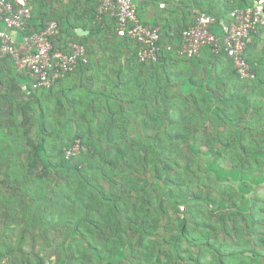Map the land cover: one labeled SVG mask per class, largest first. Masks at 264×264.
Returning <instances> with one entry per match:
<instances>
[{
	"label": "rangeland",
	"instance_id": "374dc122",
	"mask_svg": "<svg viewBox=\"0 0 264 264\" xmlns=\"http://www.w3.org/2000/svg\"><path fill=\"white\" fill-rule=\"evenodd\" d=\"M183 1L184 5H182L184 8H187L185 4L190 3L189 0ZM14 70L13 63H6L0 67V72L4 74L0 73V88H2V91L0 90V107H4L3 118L0 117V145L7 149L4 150L6 151L5 153L0 152V233H3L6 238L9 237V239H13L14 242H18L22 237V247L26 249V251L33 249L34 253L39 255L43 253V256H47L50 252L54 251L52 255H57L60 253L57 251V243L61 242L63 240V234L65 235L64 231L60 232L62 230H59V226L67 221L65 217H74V219L78 221L79 218H83L84 215L86 216V213H88L85 209L82 213L83 208L79 205V199H83L82 201H84L85 204L86 199H88L87 197H78V195L80 197L83 196L82 191H77L78 187H82L79 184L80 179L67 171L63 172L62 170L55 169L50 164V162L56 163L59 161L62 157L59 150H63L62 148L65 147V144H69L74 139L75 128L73 123L60 125L61 127L58 128L55 124L60 122V120L57 118L54 120L53 118L50 119L52 115L56 116L58 106H65L67 102L71 105L69 101L70 97L66 96L63 97V99L52 101L49 104L44 101L45 97L43 96V92L37 94L39 98L27 97V95L23 94L20 90V84H17V81H15ZM9 77L11 81L6 80ZM13 85H15L16 88H14L12 99L17 109L13 118L10 119L8 113L11 109V105L8 104V97L11 92L10 86L13 87ZM2 98L7 100H2ZM46 98H49V96L47 95ZM26 102H28L34 110H30L26 114H23L18 105H22ZM182 104L183 103L180 102L177 105L182 107ZM180 110L186 111V109ZM146 114L148 116L149 112H146ZM175 114L176 113H174L171 108L165 111L162 109L158 116H152V119L149 121L148 118L146 119L147 123L145 127L141 122V113L128 120L130 127L127 126V129L129 128L131 134L127 133V135L129 134V140L126 142V145H128L130 150L137 153L136 159H138L135 160L131 170L146 180L148 187L145 197L148 195L147 199H150L149 201H151L152 206L159 208L160 204H162L166 209V211L160 215L158 234L153 237L154 240L163 245L164 251L169 253L173 252V246L168 245L167 242L170 234H168L165 229H168V220H170L172 224L177 223L179 216L177 214V209L180 211V207H184V212H186L185 217H187L188 225L194 235L196 234L195 224L197 222L207 223L217 228V233L213 234L211 238L215 237L216 241L213 240V242L218 243L221 247L223 246V249L233 251L232 244L234 240H236L241 245L237 247V250H248V257L255 253L264 255V245L259 241V239L264 238V156H260L258 159H256L255 156H245L243 163L239 164L237 168H233L228 161L217 158L214 159L210 157L209 154L204 155L208 152V146L204 140H201L203 136L202 130L211 131V126L207 122L210 118L198 120L197 117L192 119V116H187L191 118L192 121L189 123L191 124L190 130L186 131L183 128L189 127V125H182L178 131V133H182L186 138L179 145L184 156L177 162L181 163V170L182 168L185 169V163L188 161L186 157L191 150L202 159L200 164L203 169L198 170V168L194 167L193 170L192 168L189 178L185 182L183 188L188 189V186H190L191 188L189 189H193V191L200 189L203 193V198L197 204L190 201L185 202L181 199L173 200L167 195V186L161 181H158L154 175L155 165H157L154 138L158 134L164 133L167 135V128L171 125V121L175 117ZM170 118L172 119L170 120ZM23 120H25V123H23ZM213 123L217 124L216 121ZM41 125L48 127L49 130H47V135L51 133V135H54L53 138L44 136L46 133H42ZM91 125V129L95 128L94 124ZM215 127L218 128L217 125ZM239 127L242 131L244 130V126L240 125ZM258 127L259 126H256V128ZM139 128H141V131L143 128H146L144 129V134L142 132L141 135L138 134L140 132ZM170 130L173 132L175 128H171ZM5 133H9L10 136L2 138V134L4 136ZM112 135H118L117 130L113 131ZM112 135L111 139H114ZM260 135L262 136L260 141L264 142V131H262ZM11 138H14V140L11 141ZM209 138L211 139V137ZM245 139H247V136ZM4 140H6V142ZM93 141L96 142L95 139H93ZM40 144L42 148H40L38 152L43 161H36L34 169H30V164L28 163L31 157L33 158L34 152L37 151L36 147ZM100 144L102 147L106 148V141H101ZM117 145H121L119 140ZM111 146L113 147V145ZM53 147H56V149L51 153L50 149ZM217 147L216 144L215 148ZM81 150L85 151L83 145L80 151L75 153V158L80 156ZM215 150L213 149V151ZM145 155L147 158H144ZM44 164L50 166V168L45 170L47 175L41 179L39 175L43 172ZM158 166L162 165L158 163ZM178 168L179 166H176V172L167 171V173L170 175H177L176 173H178L180 178L186 179L185 176L182 175V171L180 169L177 170ZM104 170L106 173L110 172L107 166H104ZM84 173L86 172H83V175H85ZM87 173L90 174L88 176L89 179L93 182L95 181L97 186H101L106 193L119 194L120 190L118 183L120 179L118 174L114 176L113 181H110L108 179H98L97 174L93 172ZM165 174L164 172L163 175ZM17 176L20 179L15 178ZM196 177H200V179ZM4 183L5 185H3ZM93 192L95 196V190H93ZM29 193H34L33 197L35 198L41 195L39 199H42L40 202L42 203V205H40V210L43 211L42 218L33 216L32 210L26 207L27 204L31 206L35 203V201L32 200L30 202L29 198H25ZM8 197L14 198L12 201L13 211L6 209L8 206L6 198ZM210 197L217 202H212ZM20 205L22 207H20ZM120 207H127L128 209L131 206L128 201L125 200ZM24 209L25 211L22 212ZM190 210L191 214H188ZM98 212L99 211L95 209L93 210V219L96 218V220H98L97 217L100 215ZM94 214H96V216H94ZM220 215L225 217V219L220 218ZM111 219L114 221H122L125 227H129L128 222L125 221L123 216L119 219L115 214H112ZM68 227L72 228L70 225H68ZM55 231H57V233H54ZM102 233L109 238L108 241L105 240L107 244L103 240L104 236L101 238V236L97 235L99 232L96 231L95 241L92 242L94 247L102 249L103 255L113 257L116 262H120L123 259L125 264L129 262L126 257L129 256L130 248L126 246L125 243V245L122 246L123 244L121 245V242L116 237H111L109 234L112 233H110L108 229L106 231L103 230V232L100 231V235ZM139 235L140 232L138 230H132L129 234L126 230L124 236L125 241H127L129 237L136 239ZM181 245L183 249L188 247L189 253L186 254L193 257L191 261L193 259V261H195L200 255V249L198 247L189 246L185 241ZM111 246L112 248H110ZM109 248L111 250H109ZM201 257V261L204 263H210L214 259L213 255L211 256L209 253ZM236 258H240V256ZM260 258L258 255L257 259H260L261 262L264 261L263 256H260ZM224 260L229 261L230 259L228 256H225Z\"/></svg>",
	"mask_w": 264,
	"mask_h": 264
},
{
	"label": "crops",
	"instance_id": "0c3cea01",
	"mask_svg": "<svg viewBox=\"0 0 264 264\" xmlns=\"http://www.w3.org/2000/svg\"><path fill=\"white\" fill-rule=\"evenodd\" d=\"M255 1L257 0H202V3L204 8L211 6L213 13H218L225 5L243 7ZM189 2V6H192V0ZM137 3L139 19L148 25L158 26L162 32L163 42L174 46L173 53L169 55L164 53V56H168L164 63L165 68L154 66L152 70L140 66L136 62L132 48L125 43L120 47L111 44V47L107 48L106 43L112 40L115 43L121 42L123 39L105 36L95 31L97 29L93 31L96 24L105 27L106 31L110 30L111 26L107 17H103L101 22L95 24L93 18L95 19L96 0H35L31 30L42 24L43 19L57 21L63 31L58 41L84 43L89 61L88 65L58 81L52 89L43 92L44 101L48 104L66 96L70 97L72 106L68 102L65 106H58L56 116L52 115L50 119L57 118L60 120L59 125L73 123L74 134L78 132L85 136L88 134L91 140L95 139L96 142L108 141L113 131L117 130L118 135H112L114 139L126 142L129 140L127 133H130L129 128L127 129V126L130 127L128 120L141 113V122L145 127L149 115L142 113L141 110L163 108L160 93L169 91L174 94L181 93L191 99H200L202 103L203 99L210 100L200 107L194 102H187L189 109L199 110L198 120L210 118L207 122L211 126V131L202 130L201 138L211 137L215 140L219 135L230 140L261 142L260 134L264 131V24L252 36V41L245 51L255 79L242 81L234 75L232 64L224 56L214 57L208 47L202 49L196 59L177 56L175 51L180 48L181 31L197 15L204 14L199 9H190L186 16L183 0H137ZM186 5L187 3L185 7ZM229 20V14L220 17L222 24L228 23ZM215 28L219 30L218 27ZM0 30H3L1 24ZM12 36L21 48V35L12 33ZM14 75L17 84H21L20 77L16 73ZM145 79L151 82L153 88L149 99L140 97L143 91L142 80ZM6 80L11 81L10 77ZM10 89V94L13 95L14 88L10 86ZM0 90L2 91V88ZM233 91L241 98L226 101V96ZM131 94H135V103L130 100ZM47 95L49 98H46ZM129 110L138 113L124 115ZM211 121H216L217 124ZM91 124L95 125L94 130L91 129ZM240 125L244 126L243 131ZM110 126H114L112 132L107 129ZM144 129L146 128L141 131L139 128L138 134L145 132ZM244 156L264 155L259 151H253L252 155ZM59 230L65 232L63 240L57 243V251L60 253L52 255L54 252L52 251L47 256H43V253L42 255L34 253L33 249L26 251L22 247V237L18 242H14L0 233V264H125L116 262L109 255L101 254L100 257L95 254V251L91 250L95 247H88L82 237L83 229L77 232L62 224ZM71 240L74 241L72 246L69 245ZM103 240L107 244L105 239Z\"/></svg>",
	"mask_w": 264,
	"mask_h": 264
},
{
	"label": "trees",
	"instance_id": "16d2710c",
	"mask_svg": "<svg viewBox=\"0 0 264 264\" xmlns=\"http://www.w3.org/2000/svg\"><path fill=\"white\" fill-rule=\"evenodd\" d=\"M200 1H201V4H200ZM191 5L192 6H189L187 4L186 6L188 9L184 8L185 12H187L185 13V15L187 16V14H189V10L192 8L199 9L201 13H204L206 15H211L216 20V23H217L216 25L219 29L218 32L221 31L220 25L222 24L220 21V17L229 14L233 9L237 8L235 5H229V6L225 5L224 9H222L218 13H213L211 6H207L204 8L202 0H192ZM94 15H95V19L93 18V20L96 24V22H98L96 20V10H95ZM229 19H230V16H229ZM43 20H41L42 24L46 22ZM109 21L111 24L110 30L106 31L107 29L105 27L101 25L99 26L98 24H96L95 27L93 26V31L97 29L95 31L100 32L104 34L105 36L109 35L116 39L117 36L113 30V21L110 18H109ZM62 32L63 31L60 28V34H62ZM219 35H220L219 37H222V34H219ZM161 41L163 42L162 37H161ZM67 42L68 40H65L64 44H66ZM77 43L84 45V43H81V42H77ZM123 43H125V45L127 46H130V48H132V53L136 54L135 44H133L132 42H129L126 39H123V41L121 42L118 41L116 43L114 40H112L110 41V43L109 42L106 43L105 46H107L108 48V47H111V44H112V46L114 47H120L121 44ZM170 53H173V52H167L168 55ZM212 55L214 57H219V58L223 56L225 57L223 53H218V54L212 53ZM244 57L246 59L245 55ZM167 58L168 56L163 55L161 59H159L157 62H153V63L151 62L150 64H139L137 61L136 62L140 66L149 67V68H152L153 70L154 66L156 68H159V67L165 68L164 63L167 60ZM225 59H227L228 62L232 64L230 59L226 57ZM2 65L4 64L0 63V67ZM232 68H233V65H232ZM233 73L238 79H240L236 75L234 69H233ZM165 80L166 79L164 78V81ZM242 81H247V80H242ZM141 85H142L141 88H143V91L140 94L141 99H145V98L149 99L150 96L152 95L151 91H153V88L151 87V82H149L148 79H145V81L142 80ZM13 88H15V85H13ZM44 91H48V90L36 91L30 97L39 98V95H37V93L44 92ZM160 94L162 95V98H163V103H164L163 108H148V109H144L145 111L141 110L142 113L149 112L148 121L152 119V116L154 115L158 116L161 113L162 109L165 111L166 109L168 110L171 108V110L174 113H176L174 115L175 117L171 121V125L167 128L168 130V132L166 133L167 135L163 133V134L157 135L154 138V141H155L154 144L157 147V148L155 147V158L157 161V165H155V169H154L155 178L167 186L168 188L167 195L169 196V198L173 200L181 199L182 201H185V202L190 201L194 204H197L203 198L202 191L200 189H197V191H193V189H189L191 187L188 185H187L188 189H184L183 187H184L185 182L189 178L192 168L193 170H194V167L198 168V170L203 169L202 165L200 164V162H202V159L199 158L193 150H191L189 151V154L186 157V160L188 161L185 163V166H184L185 169L183 168L182 170L180 169L181 163L177 161L180 160L184 156V153L181 151L179 145L181 144L183 140H185L186 137L182 133H178V131L180 130V127L182 125H189V127H183V128L186 131L190 130L191 124L189 123L192 121V119L196 117L198 118L199 110L189 109L187 106V102L188 103L194 102L196 106L200 107L202 106V104L204 105L207 104L210 100L208 101L206 99L205 100L203 99L202 100L203 103H202L200 99L199 100L195 98L191 99L190 97H187L186 95H183L181 93L174 94L173 92L171 93L169 91L162 92ZM158 96L159 95H157V98ZM12 97L13 95L9 94L8 104L11 105V109L8 113V117L10 119L13 118V115H15V111L17 109V106H15L13 103ZM235 98L240 99L241 97H237L235 95V91H233L231 92V94L226 96V101H232ZM2 100H7V99L2 98ZM130 100L132 103H135V100H136L135 94H131ZM180 102L183 103L181 105L182 107H179V105H177ZM18 106H20L21 112L23 114H26L30 110H34L32 109V107L30 106L28 102L23 103L22 105H18ZM0 109H1L0 117L3 118L2 115L4 113V107H0ZM180 109H186V111H181ZM133 112L138 113V111L129 110L127 111V113H124V115H129V113L132 114ZM187 116H192L193 118L191 119ZM171 119L172 118H170V120ZM23 123H25V120H23ZM55 125L58 126V128L61 127L58 123H56ZM41 126H42L41 128L43 131L42 133L44 134L46 133V135L44 136L53 138L54 135H51V133L47 135V130H49L48 127L44 125H41ZM113 127L114 126H110L108 128L109 132L113 131ZM171 128H175V131L172 132L170 130ZM6 136H10L9 133L8 134L5 133L4 136L2 134V138ZM73 138L74 139L69 144H65V147L62 148L63 150L61 149L59 150V152L62 154V157L59 159V161H57L56 163L50 162V164L53 168L62 170L63 172L67 171L71 175L76 176L78 179H80L79 184L82 187H78L77 191H82L83 196L80 197L78 195V197L79 198L87 197L88 199H86V204H87L86 205L84 201H82L83 199L78 198L80 200L79 205L83 208L82 213L84 209L88 213H86V216L84 215L83 218H79L78 221L74 219V217H70V216L65 217L67 221L64 224L66 226L68 225L72 226V228L70 227L68 228L73 229L74 231H77V232L78 231L81 232L80 229H83L82 237L84 238V241H86V243L88 244L87 245L88 247L94 246L92 245V242L95 241L96 231L99 232V234L97 235L101 236L102 238L104 236V233L100 235V231L103 232V230L106 231L108 229L109 232L112 233V234H109L111 235V237H114V238L116 237L121 242V245L123 244L122 246L126 244V246L130 248L129 254H128L129 256L126 257V259L129 260L128 262L129 264H264V261L262 262L260 261L261 259L260 256L261 257L263 256L264 258V255H260V253L259 254L255 253L254 255L248 257L247 256L249 252L248 250L247 251L243 249L237 250V247L241 245L236 240H234L232 244L233 249H234L233 251L229 249H223L224 248L223 246L222 248L221 246L218 245V243L213 242V240L216 241V239L215 237L213 238L211 237L213 236V234L217 233V228H215L212 225H209L207 223L197 222L195 224L196 234L194 235L193 231L191 232V228L188 225V219L187 217H185L186 212H180L178 211V209H177V214L179 216L177 219V223L172 224L170 220H168V223H167L168 229H165L167 233L170 234L169 240L167 242H168V245L173 246V252L169 253V252L164 251L163 245H161V243H159L158 241H155L153 237L157 236L158 234V229L160 225L159 222L161 218L160 215L161 213L165 212L166 209H165V206L162 204H160L159 208L152 206L151 201H149L150 199H147L148 195H146L145 197V194L147 192V187H148L146 180L141 178L140 175H137L131 170L133 168V164L135 163V160H138L136 159L137 153L130 150V148H128V145H126L127 141L126 142L120 141L121 145H117L118 140L109 139L108 141H106V148H104L101 146L99 141L94 142L93 140H91L88 134L87 136H85V134L78 132L77 134L73 136ZM11 139H12L11 141L14 140V138H11ZM75 140H79L80 145L81 146L83 145V147L85 148V151L81 150L80 156L76 158L74 157V155L70 157H66L65 151L72 147ZM201 140H204V142L208 146V152L205 153L204 155L209 154L210 157L214 159L217 158V159L228 161L230 162L231 167L233 168H237L239 164L243 163V161L245 160L244 155H252L253 151H259L262 154L264 153V142H258V141H247L246 142V141H241V140L237 141L233 139L230 140L227 138H223L222 136H219V135L216 137V140H212L209 137L201 138ZM4 141L6 142V140ZM0 144H1V141H0ZM216 144L218 146L217 148H215ZM111 145H113V147ZM36 148H37V151L34 152L33 158L31 157L28 163L30 164V167H29L30 169H34L36 161H40V162L43 161L38 152V150L42 148L41 144L38 145ZM54 149H56V147L51 148L50 152L53 153ZM213 149L214 150L216 149V150L213 151ZM4 150H7L6 147L0 145V152L5 153L6 151ZM50 157H53V156H50ZM145 157L146 155L144 156V158ZM258 158L259 157H256V159ZM158 163H160L162 166H158ZM104 166H107L110 169L109 173L105 172ZM176 166H179L177 170L180 169L182 171V175H184L186 179L180 178L178 173H176L177 175H170L169 173H167V171L176 172ZM89 167H91L92 169ZM49 168L50 166H46L44 164L43 172L40 173L39 178L41 179L44 178V176L47 175L45 170H48ZM83 172H86V173L93 172L97 174L98 179L100 178L104 180L108 179L110 181H113L114 176L118 174V177L120 179L118 183L119 190H120L119 194L106 193L102 189L101 186H97L95 181L93 182L89 179L88 176L90 174L87 173V176H86V173H84L85 175H83ZM164 172L166 173L165 175H163ZM15 178L18 179L19 177L17 176ZM196 178L200 179V177H196ZM97 183H98V180H97ZM3 185H5V183ZM93 190H95L96 192L95 194L96 197L94 196ZM33 194L34 193H29L27 197L25 196V198H29L30 202L32 200V201H35V203L31 206L29 204L26 205V203L25 205L27 208H29V210L30 209L32 210L33 216L35 217L38 216L42 218L43 211L40 210V205H42V203L40 202L42 201V199H39L41 198V195H38L35 198L33 197ZM13 200H14L13 197L6 198V203L8 205L6 209H8L9 211H13L12 210ZM125 200H127L129 205L131 206L128 209L127 207L125 208L120 207L122 205V202H124ZM210 200L212 202H217L211 197H210ZM20 207L22 206L20 205ZM94 209L99 211L98 213L100 215L97 217L98 220H96V218L93 219L92 217V212ZM24 211L25 209L22 212ZM112 214H115L116 217L119 219H121L123 216L125 221L128 222L129 227L128 228L125 227L122 221L112 220L111 219ZM188 214H191V210L188 211ZM94 216H96V214H94ZM220 218L225 219V217L221 215H220ZM126 230L128 234L132 230H138L140 232V235L136 239L129 237L128 240L125 241L124 236H125ZM103 239L108 241L109 238L107 235H105ZM184 241L187 242L189 246H195L200 249V255L197 257V259H195V261H193L194 259L191 261L193 257L191 255L186 254V253H189L188 247L186 249H183L181 244ZM259 241L260 243H262V245H264V238L259 239ZM73 242L74 241L71 240L69 242V245L72 246ZM110 248H112V246ZM110 248L109 250H111ZM91 250L95 251V254H97L98 256L102 254V249L97 250L96 248H91ZM207 253H209L211 256L213 255V258H214L210 263L209 262L204 263L201 261V258H202L201 256H204ZM258 255L260 259H257ZM225 256H228L230 260L225 261L224 260ZM237 256H240V258H236ZM123 260H121L120 262L122 263Z\"/></svg>",
	"mask_w": 264,
	"mask_h": 264
},
{
	"label": "built area",
	"instance_id": "2783aa9c",
	"mask_svg": "<svg viewBox=\"0 0 264 264\" xmlns=\"http://www.w3.org/2000/svg\"><path fill=\"white\" fill-rule=\"evenodd\" d=\"M35 0H0V63H13L15 73L21 78L20 90L30 97L34 92L49 90L68 75L88 65L84 45L68 41L58 42L60 28L56 21L49 20L31 30L32 10ZM96 20L108 17L113 21V30L119 39L135 44L136 61L139 64L157 62L164 53L173 52L174 46L161 41L158 26L144 23L138 17L137 0H96ZM230 21L221 24L217 31L214 17L199 14L180 34L178 57L196 59L204 48L212 53H223L230 59L236 75L242 80H253L255 75L245 51L252 36L264 24V0L237 7L230 13ZM12 33H19L20 48ZM222 34V37H219ZM79 140L65 151L66 157L78 153ZM185 208L180 207V212Z\"/></svg>",
	"mask_w": 264,
	"mask_h": 264
}]
</instances>
